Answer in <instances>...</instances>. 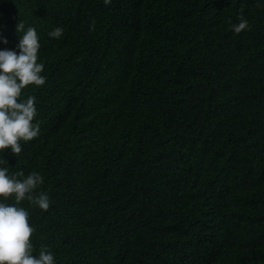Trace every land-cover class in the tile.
<instances>
[{
    "label": "trees",
    "instance_id": "obj_1",
    "mask_svg": "<svg viewBox=\"0 0 264 264\" xmlns=\"http://www.w3.org/2000/svg\"><path fill=\"white\" fill-rule=\"evenodd\" d=\"M20 22L40 131L0 168L44 177L49 209L18 205L33 255L264 264V0H0V50L19 53Z\"/></svg>",
    "mask_w": 264,
    "mask_h": 264
},
{
    "label": "clouds",
    "instance_id": "obj_2",
    "mask_svg": "<svg viewBox=\"0 0 264 264\" xmlns=\"http://www.w3.org/2000/svg\"><path fill=\"white\" fill-rule=\"evenodd\" d=\"M104 3L109 5L111 0ZM248 27L243 17L238 25H233L237 34ZM16 30L21 34L19 53L0 50V152L10 148L18 156L22 151L21 142L33 140L40 131L39 125L33 123L37 115L35 97L22 101V90L29 85H44L46 77L41 75L44 64L38 62L40 43L36 29L25 30L24 23L20 22ZM62 34L63 29L58 27L49 36L58 39ZM43 184L44 177L38 172L27 176L22 171L9 175L7 168H0V197L5 201L10 197L15 199L14 204L0 202V264H54L53 254L45 249L33 255L31 237L35 230L29 223L28 211L18 206L28 200L47 211L50 207L47 193H36Z\"/></svg>",
    "mask_w": 264,
    "mask_h": 264
}]
</instances>
